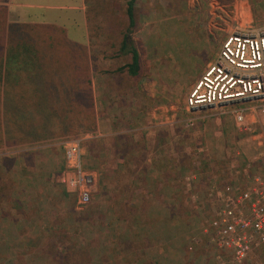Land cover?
Segmentation results:
<instances>
[{"label":"rangeland","instance_id":"1","mask_svg":"<svg viewBox=\"0 0 264 264\" xmlns=\"http://www.w3.org/2000/svg\"><path fill=\"white\" fill-rule=\"evenodd\" d=\"M88 2L96 34L111 40L107 46L99 45L98 50L100 56L106 54L103 66L115 78L116 71L131 61V56L117 52L112 42L120 33L119 27H124L126 1ZM135 16L137 28L129 40L140 52L143 66L141 76L131 78L129 85L140 89L135 100L140 105V117L168 121L162 115L174 112L164 109L177 107V157L172 158L177 170L172 178H176L178 196L172 220L168 214L157 223L148 217L140 226L123 220L125 210L119 201L124 193L117 184L124 185L120 166L126 158L123 151L101 157L108 150L101 141L81 134L13 147L3 144L0 264H155L162 260L160 251L167 262L173 251L178 264H217L204 237L210 191L235 179L232 164L252 162L261 151L258 143L264 144L263 137L254 140L239 133L233 112L249 108L245 121H261V116L257 105H237L208 111L199 116L207 119H200L186 110V100L190 84L200 79L207 63L215 61L229 35L264 29V0H138ZM125 35L123 32L122 41ZM116 104L120 108L119 102ZM106 106L112 117L113 113L122 116L112 100ZM212 119L223 121L224 134L219 140L207 137L209 143L222 147L220 152L203 149L202 123ZM256 133L262 136L260 131ZM72 138L81 139L83 165L97 171L98 181L104 172L111 176L105 180L109 188H98L83 210L76 208L75 197L59 182L64 159L61 142ZM118 138L117 151L123 144ZM113 167L116 181L110 175ZM234 182L241 184V179ZM247 264H264V248Z\"/></svg>","mask_w":264,"mask_h":264},{"label":"crops","instance_id":"2","mask_svg":"<svg viewBox=\"0 0 264 264\" xmlns=\"http://www.w3.org/2000/svg\"><path fill=\"white\" fill-rule=\"evenodd\" d=\"M90 10L91 7H89L88 0H0V41L3 25L2 13L4 11L6 13L7 27L26 26L29 31L33 30L36 31V34L42 35L44 33H48V35L54 33L63 44L67 42L69 45L85 47L87 49L97 129L93 133L84 135L86 139L101 141L103 142V146L108 147L105 155L100 154L103 158L110 154L116 155L117 152L123 151L124 153L122 157L126 158V160L120 166L124 185L117 184L118 189L124 193V196L120 197L119 201V204L125 210L123 220L132 223L136 222L138 226L148 220V217L157 223L163 220V216L166 218L165 215L168 214L169 220H172L174 216L173 207L177 202L178 196L177 186L174 182L175 177L172 178V174L175 175L177 170L176 161H172V158L176 160L177 157L176 129L178 121H174L176 116L174 113L177 111V107L171 106L169 110L164 109L166 112H174L162 115L168 121H146L140 117V105L135 103L136 98H138L136 95L139 94L140 89L138 87L134 89L129 85L130 79L136 77H131L127 72H123L126 76L124 77L120 74L119 68L114 78L104 68L103 65L107 61L106 54L104 53L103 56H100L98 48L100 49L99 45L102 47L107 46L111 40L104 36L101 38V36L96 34L95 30H97V27L89 16ZM117 31H120V33L112 42H115L113 47H116L117 52L121 53L123 45L122 35L123 32L126 33L123 24ZM115 58L118 59L119 57L116 56ZM130 62L128 61V63ZM211 63H207L204 70ZM140 66L141 69L138 77L142 74L143 59L141 54ZM196 82L190 84L191 90ZM26 92L31 95L30 93L34 92V87L27 86ZM110 100H112L114 108H117L122 116L118 113H113L114 116L112 117L107 112L109 108L106 105ZM116 101L119 102L120 108L118 104L115 105ZM186 110L188 111L187 108ZM208 111L210 110L196 113L188 112L199 117ZM135 113L136 116H134ZM199 118L207 119L205 116ZM209 121L205 125L202 123L204 136L203 149L208 150V152H220L222 147L218 144L213 145L209 143L208 138L214 142L219 140L217 139L218 136L224 134V131L221 130L223 121L220 119ZM118 137L121 138L123 144L117 151L116 148L120 146L117 143ZM57 139L60 138L52 140ZM111 142L112 144H110ZM130 158L134 160L130 161ZM136 159H139V161L136 162ZM248 162L250 161L243 162L241 167ZM64 167L65 157L63 159V170ZM114 169L116 167H113L110 175H113V180L116 181ZM91 171L97 172L95 170ZM106 179L109 181L111 176H109V173L104 172L102 181H97L95 189L104 188L107 190L109 186L105 185ZM234 180L232 179V181ZM170 248L172 250V246ZM172 252L170 251V260L167 262L163 259L164 253L160 251L159 256L162 260L156 261L155 264H178V262H175L176 257H172Z\"/></svg>","mask_w":264,"mask_h":264},{"label":"built area","instance_id":"3","mask_svg":"<svg viewBox=\"0 0 264 264\" xmlns=\"http://www.w3.org/2000/svg\"><path fill=\"white\" fill-rule=\"evenodd\" d=\"M237 105H257L261 116V121H245L249 108L234 111L239 133L254 140L264 138V29L229 35L186 100L191 113ZM81 142L80 138L61 142L65 167L59 177L66 192L75 197L78 210L90 205L99 178L84 167ZM258 148L261 151L252 162L231 166L241 184L232 181L210 191L204 237L217 264H246L264 248V144L258 143Z\"/></svg>","mask_w":264,"mask_h":264},{"label":"trees","instance_id":"4","mask_svg":"<svg viewBox=\"0 0 264 264\" xmlns=\"http://www.w3.org/2000/svg\"><path fill=\"white\" fill-rule=\"evenodd\" d=\"M125 1L126 35L121 53L131 56V62L119 72L138 77L140 54L129 40L137 28L138 0ZM5 14L3 11L0 41V147L95 132L87 49L63 44L54 33L42 35L26 26L7 27ZM27 86L34 87L31 95Z\"/></svg>","mask_w":264,"mask_h":264}]
</instances>
